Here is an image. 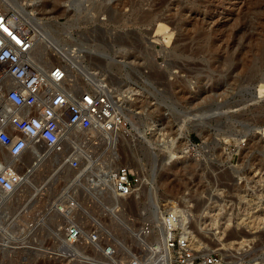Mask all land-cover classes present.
Returning a JSON list of instances; mask_svg holds the SVG:
<instances>
[{
	"label": "rangeland",
	"instance_id": "obj_1",
	"mask_svg": "<svg viewBox=\"0 0 264 264\" xmlns=\"http://www.w3.org/2000/svg\"><path fill=\"white\" fill-rule=\"evenodd\" d=\"M14 1L34 11L62 44L84 46L76 56L116 86L135 131L118 134L115 149L88 144L91 160L77 188L65 166L55 178L59 156L51 154L38 176L0 202L7 210L5 217L0 212V264L145 258L134 233L151 217L156 239L158 206L170 200L194 203L195 231L210 236L209 248L228 264H264V0H82L77 11L68 0H30L36 7L0 0V7H15ZM110 160L137 170L147 193L141 188L120 199L105 193L101 174ZM42 183L52 190L40 195ZM76 190L87 212L85 231L100 232L99 251L83 238L86 246H75L76 254L63 247L64 223L57 226L52 209ZM110 244L117 251L106 259L102 246Z\"/></svg>",
	"mask_w": 264,
	"mask_h": 264
},
{
	"label": "built area",
	"instance_id": "obj_2",
	"mask_svg": "<svg viewBox=\"0 0 264 264\" xmlns=\"http://www.w3.org/2000/svg\"><path fill=\"white\" fill-rule=\"evenodd\" d=\"M38 39L36 27L17 8L0 7V200L27 183L34 169L52 151H63L66 143L72 146L66 160L71 157V166L77 168L81 149L88 144L113 149L117 133L135 131L116 99V86L104 72L96 68L87 74L48 38L43 41L46 48L38 46ZM46 56L55 61H47ZM28 155L31 160L25 165ZM108 177L111 192L102 181L111 198L134 196L144 181L128 164L112 168ZM78 191L52 209L60 217L57 226L64 223L63 247L73 254L78 252L75 246H86L82 238L91 250L101 249L99 230L84 229L87 212ZM162 205L163 235L152 239L150 217L134 233L145 258L134 254L121 264H228L222 254L209 248L210 236L195 231L193 202ZM102 248L106 259L117 251L113 244Z\"/></svg>",
	"mask_w": 264,
	"mask_h": 264
},
{
	"label": "bare ground",
	"instance_id": "obj_3",
	"mask_svg": "<svg viewBox=\"0 0 264 264\" xmlns=\"http://www.w3.org/2000/svg\"><path fill=\"white\" fill-rule=\"evenodd\" d=\"M10 1V0H9ZM29 1V3H26V5L27 6H34V7H36V3L35 2H30V0H28ZM52 1V0H51ZM53 1H55V2H60V1H62V0H53ZM68 1H70L69 3H68V9H74V10H78L79 9V7H80V5H82L81 3V1L82 0H68ZM15 2V1H14ZM13 4V3H12ZM45 4V3H44ZM14 5H15V8H17L27 19H29L32 23H33V25L36 27V29L38 30V35H39V39H38V46H40V47H42V48H46L47 46H46V44L43 42V41H45V39L46 38H48L52 43H54L56 46H58V48H60V49H62L64 52H65V54H66V56L68 57V61L70 62V63H73V64H76V65H78L81 69H83L84 71H88V73H90V68L89 67H87V66H85V65H83V62H82V60H80V59H82V57L81 58H78V56H76V53H79V52H81L82 53V51H84L85 52V48H84V46L83 45H81V44H73V45H69V46H66L65 44H62L61 42H60V40H59V38L57 37V35H56V32L52 29V28H50V27H48V26H46L43 22H41L40 21V18H38L37 16H36V14H35V12L33 11H29V10H27V8L24 6V4H22L21 2H15L14 3ZM45 10V7H43L42 8V10ZM43 19V18H42ZM67 27H69V26H67ZM65 33V32H64ZM71 33L70 32H68V35H70ZM70 37H72L71 35H70ZM68 45V44H67ZM52 46V45H51ZM53 47V46H52ZM99 49V48H98ZM97 48H95V50H96V53H97V50H98ZM90 50V49H89ZM89 52H92L91 50L89 51ZM97 54H101V53H97ZM102 60V59H101ZM90 70V71H89ZM155 78V77H154ZM264 81V80H263ZM259 83V82H258ZM257 83V84H258ZM260 90V93L259 94H263L264 93V83L263 84H261L260 85V88H259ZM132 93L134 92V90H132L131 91ZM81 134L82 135H84V132H81ZM80 134V135H81ZM122 137V136H121ZM118 138V133L116 134V139ZM238 140V139H237ZM120 141V140H119ZM116 144V143H115ZM88 146H93V148L94 149H96V147H98V145H88ZM84 147L83 149H81V153H82V155L80 156V154H79V156L81 157V160H82V164L79 166V167H77V168H74V167H72L71 166V164H70V158L71 157H69V159L68 160H66V157L67 156H70L71 154H72V146L70 145V144H67L66 143V145H65V148H64V150L63 151H61V152H57V151H52V154H57L59 157H57V159H55L54 157V161L56 160V162L58 161L59 163H58V165H57V168H58V170L57 171H60L61 170V173H59V172H57L56 170V174H57V176H55V178H59V177H63V171H62V169H63V166H65L67 169H69L70 171H73V175L71 176V178H73V179H71V181L73 182V184H72V188L73 189H75V188H77V186H79L80 184H82V181H84L83 179V175L85 174V171H86V163L89 161L90 162V160H91V156L89 155V153H90V148L89 147ZM117 146H118V144H117ZM115 149V148H114ZM75 154V153H74ZM116 154V153H115ZM53 156V155H52ZM115 159V158H114ZM48 160V159H47ZM47 160H46V162H47ZM49 160H51V159H49ZM49 160H48V163H49ZM113 162H115V160H110L109 162H107L106 164H105V166L107 167V169L106 170H104V172H103V174H101V179L107 184V188H108V191L109 192H111V190H110V187L108 186V183H109V177H108V174H109V171L112 169V168H115V167H117V166H119V165H114L113 164ZM57 164V163H56ZM61 164V165H60ZM41 166H43V165H41ZM48 166H50V165H48ZM89 166V165H88ZM38 167V166H37ZM35 168L34 169V171H33V173H32V175H37L38 173H39V170H40V166L38 167V168ZM52 170V169H51ZM89 173V172H88ZM92 174L91 175H98V174H96L95 172H91ZM39 175V174H38ZM37 175V176H38ZM52 175V174H51ZM53 175H55L54 173H53ZM52 175V176H53ZM94 176V177H95ZM157 176L158 175H156L155 174V179L157 178ZM32 177V176H31ZM31 177H29V179L31 178ZM34 177V176H33ZM50 177V176H49ZM44 178V177H43ZM53 178V177H52ZM51 178V179H52ZM49 179V178H48ZM61 179V178H60ZM50 180V179H49ZM56 180V179H55ZM92 181H94V179H91ZM53 181H54V179H53ZM53 181H52V183H53ZM56 182V181H55ZM24 184H26V183H24ZM24 184L16 191V192H14L12 195H17V192L19 191H21V189H22V187H24ZM28 187V186H27ZM56 187V186H55ZM47 188H49V187H46V185H44L43 183L40 185V187L37 189V191L39 192V194L41 195V194H45V193H47V192H49V191H51L52 190V187L51 188H49V189H47ZM142 191H144V192H146L147 193V188H146V183H144V181H143V184H142ZM158 189V188H157ZM37 192V193H38ZM149 192H150V189H149ZM37 193H36V195H37ZM19 194V193H18ZM20 195V194H19ZM17 196V198H18V200H19V197L20 196ZM35 195V194H34ZM11 195H8L7 197H5V198H3V199H1L0 200V202H2V201H4V200H7V198L8 197H10ZM21 196H24V194H21ZM33 196V195H32ZM35 198H37V197H35ZM45 198V197H44ZM9 199V198H8ZM117 199H120V198H117ZM36 200V199H35ZM119 201V200H118ZM170 202H173L174 204H176L175 203V201H173V200H170L169 201V204H170ZM163 203H160V205L158 206V210H159V214H160V217H162V214H161V212H160V209H161V207L163 206L162 205ZM5 209H6V205H3L1 208H0V212L2 213V215L5 217L6 216V211H5ZM161 219V218H160ZM161 227H159V225H158V232H156V236L157 237H160V234H161V236L163 235V226H162V219H161ZM152 235H154V232H153V227H152ZM220 239H222V238H220ZM220 239L218 240V241H220ZM245 242V240H242V241H236V242H234L233 241V243L232 242H230V245H231V243L232 244H234V243H237V244H240V245H242L243 243ZM226 244H229L228 242L227 243H225V245ZM222 245H224V244H222ZM226 246H228V245H226ZM221 249H223V247L221 248ZM94 251H99L98 249H94ZM103 254L104 255H106V253H105V250L103 249ZM163 264H169V261H166L165 263H163Z\"/></svg>",
	"mask_w": 264,
	"mask_h": 264
}]
</instances>
